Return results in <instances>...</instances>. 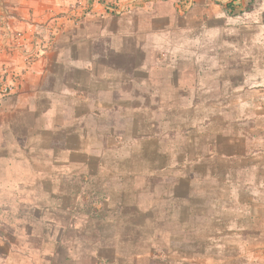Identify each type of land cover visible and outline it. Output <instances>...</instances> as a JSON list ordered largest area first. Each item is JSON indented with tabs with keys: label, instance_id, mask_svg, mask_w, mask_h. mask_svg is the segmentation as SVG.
Wrapping results in <instances>:
<instances>
[{
	"label": "rangeland",
	"instance_id": "rangeland-1",
	"mask_svg": "<svg viewBox=\"0 0 264 264\" xmlns=\"http://www.w3.org/2000/svg\"><path fill=\"white\" fill-rule=\"evenodd\" d=\"M87 1L53 15L50 38L81 25L93 11ZM250 1L249 29L217 30L196 14L152 38L160 72L178 69L186 88L161 97L172 111L81 122L101 159L80 155L62 165L56 149L66 145L57 138L31 144L40 175L2 212L0 264H264V14L263 0ZM173 2L181 19L197 5L179 11ZM6 7L0 0V20L10 19ZM1 32L0 52L12 49L31 64L50 47L35 30Z\"/></svg>",
	"mask_w": 264,
	"mask_h": 264
},
{
	"label": "crops",
	"instance_id": "crops-1",
	"mask_svg": "<svg viewBox=\"0 0 264 264\" xmlns=\"http://www.w3.org/2000/svg\"><path fill=\"white\" fill-rule=\"evenodd\" d=\"M3 1L10 19L0 20V38L2 29L7 33L35 30L50 47L33 64L12 49L0 52V85L15 87L10 95L0 94V224L6 223L2 212L14 207L18 193L26 189L31 193V177L40 175L27 155L31 144L47 143L52 135L57 139L51 142L66 145L56 149L67 160L62 165L80 155L99 160L101 154L90 146L95 136L80 131L81 122L107 112L175 109L161 97L186 88L181 83L184 74L178 69L160 72V43L154 37L179 31L196 14L205 17L207 24L215 23L217 30L238 24L249 29L250 17L256 13L251 6L248 10L250 0H195L196 9L187 19H181L173 0H105L126 7L125 15L97 16L95 11L101 8L96 5L81 25L67 24L64 33L50 38L53 15H64L70 3L84 0ZM259 10L264 14V0ZM76 139L91 151H82L81 145L73 150L69 144ZM102 155L105 158L106 153Z\"/></svg>",
	"mask_w": 264,
	"mask_h": 264
},
{
	"label": "built area",
	"instance_id": "built-area-1",
	"mask_svg": "<svg viewBox=\"0 0 264 264\" xmlns=\"http://www.w3.org/2000/svg\"><path fill=\"white\" fill-rule=\"evenodd\" d=\"M146 2H154L157 0H145ZM97 3L103 10L105 15L119 16L126 11V7L119 3L106 2L104 0H88L85 3L87 11L93 10L94 3ZM230 1H227V3ZM194 0H176V6L179 11H188L193 7ZM14 85L3 82L0 85V94L3 96L10 95L14 90Z\"/></svg>",
	"mask_w": 264,
	"mask_h": 264
}]
</instances>
